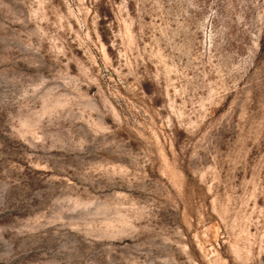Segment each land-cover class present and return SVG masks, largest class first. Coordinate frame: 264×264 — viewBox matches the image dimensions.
Segmentation results:
<instances>
[{
    "label": "rangeland",
    "instance_id": "rangeland-1",
    "mask_svg": "<svg viewBox=\"0 0 264 264\" xmlns=\"http://www.w3.org/2000/svg\"><path fill=\"white\" fill-rule=\"evenodd\" d=\"M0 264H264V0H0Z\"/></svg>",
    "mask_w": 264,
    "mask_h": 264
}]
</instances>
